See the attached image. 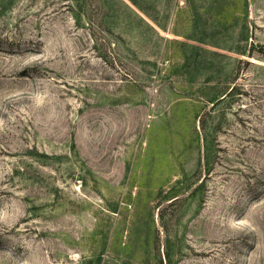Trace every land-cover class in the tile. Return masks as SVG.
I'll use <instances>...</instances> for the list:
<instances>
[{"label":"rangeland","instance_id":"1","mask_svg":"<svg viewBox=\"0 0 264 264\" xmlns=\"http://www.w3.org/2000/svg\"><path fill=\"white\" fill-rule=\"evenodd\" d=\"M0 264H264V0H0Z\"/></svg>","mask_w":264,"mask_h":264}]
</instances>
